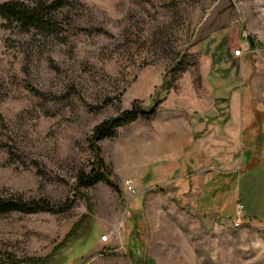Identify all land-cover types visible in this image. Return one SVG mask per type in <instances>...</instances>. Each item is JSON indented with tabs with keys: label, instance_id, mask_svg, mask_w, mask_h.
I'll list each match as a JSON object with an SVG mask.
<instances>
[{
	"label": "rangeland",
	"instance_id": "rangeland-1",
	"mask_svg": "<svg viewBox=\"0 0 264 264\" xmlns=\"http://www.w3.org/2000/svg\"><path fill=\"white\" fill-rule=\"evenodd\" d=\"M11 1L55 0L0 5ZM215 1L62 0L45 29L25 30L0 14V199L45 198L58 206L0 213L1 256L42 264H136L135 243V253L155 264H264V224L242 218L237 226L235 202L227 215L200 214L181 195L180 180L160 181L155 173L161 99L211 95L206 56L227 58L229 49L250 47L248 36L255 54H264V0H236L243 30L239 23L222 29L181 58ZM239 70L234 77L241 92ZM136 100L147 108L157 100L156 115L124 123L112 136L97 133L99 124ZM93 143L119 190L104 180L78 186L94 160ZM244 184L237 186L241 195L248 194ZM81 217L80 235L62 245ZM136 224L141 245L133 241Z\"/></svg>",
	"mask_w": 264,
	"mask_h": 264
},
{
	"label": "crops",
	"instance_id": "crops-1",
	"mask_svg": "<svg viewBox=\"0 0 264 264\" xmlns=\"http://www.w3.org/2000/svg\"><path fill=\"white\" fill-rule=\"evenodd\" d=\"M242 46V57L230 49L227 58L206 56L211 95L161 99L153 133L161 154L155 173L160 181L180 180L181 195L200 214L227 215L230 203L237 210L241 202L245 222L264 224L258 222L264 211V54H255V44ZM237 66L241 92L235 85ZM242 181L248 194L237 192Z\"/></svg>",
	"mask_w": 264,
	"mask_h": 264
},
{
	"label": "trees",
	"instance_id": "trees-1",
	"mask_svg": "<svg viewBox=\"0 0 264 264\" xmlns=\"http://www.w3.org/2000/svg\"><path fill=\"white\" fill-rule=\"evenodd\" d=\"M62 3V0H55L50 5L44 4L43 2L29 5L25 2L11 1L0 5V14L6 19H15L25 30H28L31 27L37 29H45L49 27L51 28V26H53L51 13L53 10L61 6ZM157 100L153 105L150 106V108L143 106L138 100H136L130 110H124L117 117L99 124L97 127V133H100L102 136H112L115 134L116 128L123 125L124 123L134 121L139 117H143L146 119L152 118L155 115L157 106L159 104L157 103ZM92 148L95 152L94 160L92 161L90 170L83 171L79 175L78 186H89L95 184L100 180H104L107 184L119 190L118 185L111 178L110 169L107 163L100 154L101 148L96 143L92 144ZM76 192L78 193V195L88 200V195L84 191L77 188ZM41 210L57 211L58 206H53L45 198H39L30 201L0 199V213H7L10 211H22L29 213L38 212ZM85 220L84 217H81V220L73 225L72 230L62 241V245H66L69 240L75 239V235H77V237L80 235L79 233L83 228L82 224ZM128 220H130L129 216L127 218V223ZM135 223L136 222H134V224ZM135 226H137V231L135 234V239L133 238V241H136V243L138 242L139 245H141L142 239L139 237L141 229L137 224ZM136 249L137 248L134 243L132 254L134 258L133 260L136 264H155L152 259L146 260L140 255H137V253H135ZM140 249H142V246H140ZM0 264H42V262H37L35 259H18L13 256L0 255Z\"/></svg>",
	"mask_w": 264,
	"mask_h": 264
},
{
	"label": "water",
	"instance_id": "water-1",
	"mask_svg": "<svg viewBox=\"0 0 264 264\" xmlns=\"http://www.w3.org/2000/svg\"><path fill=\"white\" fill-rule=\"evenodd\" d=\"M237 23H239L240 29L243 30L244 21L238 2L236 0H216L197 26L193 38L185 47L181 58L189 48L205 41L220 30ZM248 39L251 45L255 44L252 36H248Z\"/></svg>",
	"mask_w": 264,
	"mask_h": 264
},
{
	"label": "built area",
	"instance_id": "built-area-1",
	"mask_svg": "<svg viewBox=\"0 0 264 264\" xmlns=\"http://www.w3.org/2000/svg\"><path fill=\"white\" fill-rule=\"evenodd\" d=\"M244 54H245V52H244L243 47H238V48L234 49V51H233V55H234L235 57H242ZM126 184H127L130 188H132V184H131L130 181H127ZM243 208H244V205H243L241 202H238V204H237V213H238L237 216H238V217H237V219H236V221H235V224H236L237 226H239V225L242 223ZM102 239L105 240V241H108V240L111 239V235H109V234H104V235H102Z\"/></svg>",
	"mask_w": 264,
	"mask_h": 264
}]
</instances>
